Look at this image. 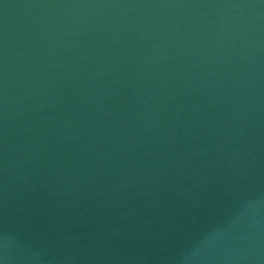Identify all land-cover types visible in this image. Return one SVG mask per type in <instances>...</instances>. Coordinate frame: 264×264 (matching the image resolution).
<instances>
[{"label":"water","instance_id":"95a60500","mask_svg":"<svg viewBox=\"0 0 264 264\" xmlns=\"http://www.w3.org/2000/svg\"><path fill=\"white\" fill-rule=\"evenodd\" d=\"M0 264H264V0H0Z\"/></svg>","mask_w":264,"mask_h":264}]
</instances>
